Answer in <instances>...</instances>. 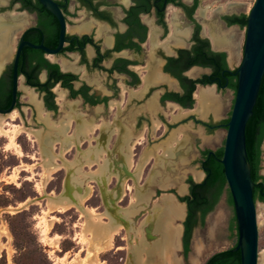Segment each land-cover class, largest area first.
I'll return each instance as SVG.
<instances>
[{"label":"flooded vegetation","instance_id":"1","mask_svg":"<svg viewBox=\"0 0 264 264\" xmlns=\"http://www.w3.org/2000/svg\"><path fill=\"white\" fill-rule=\"evenodd\" d=\"M255 1L247 9V0H0V48H8L0 64V139L19 128L17 139L23 137L30 146L32 140L40 143L37 134L43 133L52 142L49 148L55 142L54 152L61 145L65 154L90 142L89 148L99 151L94 158L111 162L107 174L112 176L137 174L127 163L130 157L142 162L180 159L186 146L203 141L195 123L205 133L227 129ZM206 86L220 94L223 108L217 114L194 111L197 92ZM45 122H54V128ZM207 150L216 151L198 148L205 173ZM62 160L66 176L85 162L79 159L74 168ZM167 169L172 170L171 163ZM186 211L181 252L184 264H190L187 201ZM153 224L149 220L145 226L147 239L156 237Z\"/></svg>","mask_w":264,"mask_h":264},{"label":"rangeland","instance_id":"2","mask_svg":"<svg viewBox=\"0 0 264 264\" xmlns=\"http://www.w3.org/2000/svg\"><path fill=\"white\" fill-rule=\"evenodd\" d=\"M253 2L254 0H247V9ZM194 108L195 110L198 108V102L195 103ZM198 117L202 116L198 114ZM218 118L220 119L221 116L215 117V120L217 121ZM189 122L190 120L187 121V123ZM202 128V124L195 123L194 131L197 136L203 141L206 137L210 138L207 144L200 141L199 144L194 143L186 146L187 154L181 157L183 159L180 158L181 161L180 159L173 161L147 160L144 162L137 180L133 177L126 178L122 197L118 201L121 209L117 212L124 216L132 212L130 218L127 216L129 220L133 221L131 232H128L124 224L120 220L117 221L115 217V221L111 222L112 215L105 205L99 184L93 178H87L88 173H94L98 176L108 175L109 180L106 191L108 194L113 193L115 195L117 176L107 174L108 168L112 167L111 162L106 161L107 158L99 160L100 155L95 161L88 162L85 160L88 159L85 158V153L94 148H89L90 142L84 144L81 150L75 149L67 154L62 152L65 154L62 155L74 168L80 162L79 159L83 158L85 161L79 166L80 171L76 167L74 169L76 170L75 174L71 175V181L74 185L82 183L88 187L83 195L91 190V197L83 202L85 207L93 209L95 213H102L101 218L103 221L111 222L113 226L121 223V229L114 237L113 248L99 251L100 259L106 261L107 264H142V259L146 260L145 264H160L157 259L148 258V255H152L148 253L149 251H142V253L139 251V253L137 248L142 239L146 237L145 226L148 225L149 220H152L155 210L162 207L163 200L166 198L165 195H171L176 200L179 198L182 202H186L183 198L189 192V177L192 176L196 182H202L205 179V173L200 178H196L194 175V171H202L198 148L209 147L217 150L224 145L225 129L210 130L205 133ZM213 138H215L214 142L211 140ZM17 142L20 148L11 145L10 139H0V229L3 224H6L12 235L10 242L6 236L0 235L3 244V249L0 252V264H78L76 261L77 256L88 257L95 250L100 249L98 245L93 243L94 239H90L93 238V232L87 230L86 221L88 216L76 207L66 211L57 209L46 213L48 198L38 199L32 204L26 205L27 207H23L24 205L21 204L28 199L37 198V196L45 194L55 196L60 193L66 179L64 171L67 166L62 158L58 156L56 159L62 163L64 169L54 173L50 182L42 187L45 165L41 144L32 140L29 146L23 137L18 138ZM59 146L60 148L55 152L60 155L62 147ZM27 153L31 157H27ZM93 159L96 158L93 157ZM140 161L135 160L133 162L138 165L142 163ZM169 163L172 164V172L165 170V164ZM260 174L264 176V139L261 144ZM167 176L171 177L172 180L169 182L168 187H163L162 179ZM138 179L140 180L138 181ZM184 187L185 191L182 192ZM260 203L264 202L257 199L259 252L264 251V211L262 213L258 212ZM10 208H19V210L12 212ZM141 210L144 214L137 219L134 218ZM43 216L45 217L43 218ZM51 216H55L57 220L54 221L50 231L47 232V222ZM180 221L178 223L182 224L183 220ZM237 226L234 204L231 201L229 191L225 189L214 209L206 215L205 222L199 223L193 229L188 253L190 264H192V258L197 255V252H199V264H204L213 253L235 246L238 242ZM152 230L156 237L153 239L145 238L149 243L158 241L161 238V234L155 227ZM131 233L133 235L130 238ZM219 233H222V236L218 240L215 236ZM8 244L12 249L11 260L8 254ZM134 245L135 247H133ZM131 252L132 257L130 256ZM179 253L182 257L185 255L181 252V249Z\"/></svg>","mask_w":264,"mask_h":264},{"label":"water","instance_id":"3","mask_svg":"<svg viewBox=\"0 0 264 264\" xmlns=\"http://www.w3.org/2000/svg\"><path fill=\"white\" fill-rule=\"evenodd\" d=\"M43 1L47 2V0ZM239 72L235 102L226 125L221 161L224 165L227 180L226 189L231 194L238 225V242L234 249L241 251V264H259V226L256 199L254 197V181L251 166L248 162L246 128L249 119L254 113V107L264 77V0H256L250 12L244 58ZM14 94L16 96V92ZM127 177H133L137 180V175L133 172L127 175L120 173L117 175L116 194L113 195V193L107 194L108 192L106 191L109 180L108 175L98 176L90 173L87 176V178L96 180L102 190L107 209L126 228L131 222L117 210L121 209L118 201L122 197L123 180ZM87 189L88 187L82 183L74 185L71 181V175H67L63 190L60 193L55 196L45 194L37 196L35 199H45L53 196V198L61 202H70L74 207L81 210L84 208V204L81 203V198L78 194L83 195ZM177 200L185 205V215L182 219L185 220L187 215L186 202H182L179 198ZM34 202L36 201L33 200L30 204ZM143 213L141 210L134 218L137 219ZM147 233L150 234L149 229H147ZM130 256L132 257V253H130Z\"/></svg>","mask_w":264,"mask_h":264},{"label":"bare ground","instance_id":"4","mask_svg":"<svg viewBox=\"0 0 264 264\" xmlns=\"http://www.w3.org/2000/svg\"><path fill=\"white\" fill-rule=\"evenodd\" d=\"M226 10V9H225ZM7 23V22H6ZM8 24V23H7ZM6 28V27H5ZM11 29V28H10ZM9 29V31H10ZM84 29V28H83ZM4 29H1L0 30V41H3V32ZM6 30V29H5ZM176 30V29H175ZM8 31V30H7ZM13 31V29L11 30V32ZM10 32V33H11ZM8 35V33L6 34V36ZM14 36V35H13ZM9 38V36H8ZM8 38L6 40H8ZM13 38V37H12ZM11 40V38H10ZM5 43V42H3ZM2 43V44H3ZM1 44V43H0ZM1 46V45H0ZM8 49V48H6ZM5 48H0V64L2 63V57L4 56L5 54V51H6ZM8 52V51H7ZM231 61V60H230ZM232 64V63H231ZM216 86V85H215ZM204 87V86H203ZM207 87V86H206ZM28 88V87H27ZM57 88V87H56ZM217 89V88H216ZM57 89H55L56 91ZM34 91V90H33ZM62 92V91H61ZM64 93V92H63ZM62 93V94H63ZM66 93V91H65ZM64 93V94H65ZM30 95V93H29ZM220 95V94H219ZM218 94L215 93V89L213 86H209L205 89H201L199 92H197V98H198V101H199V105L196 110H200L201 112H204V111H213L214 113H218V111L220 110V108H223L221 107L222 106V101H221V98L219 97ZM58 96H60V92L58 94ZM35 97V96H34ZM61 98V97H60ZM66 98V97H65ZM38 99V98H37ZM41 99V98H40ZM62 99V98H61ZM64 102V100H63ZM33 103V102H32ZM31 103V104H32ZM34 104V103H33ZM66 104V103H65ZM75 105V104H74ZM35 106V105H34ZM70 107V106H68ZM72 107V106H71ZM77 107V105L75 106ZM43 108V107H42ZM178 108V107H177ZM179 109V108H178ZM66 110V109H65ZM77 110V109H76ZM180 110V109H179ZM194 110V111H196ZM75 111V109H74ZM193 111V110H192ZM66 112V111H65ZM69 112V111H68ZM183 112V111H182ZM181 112V113H182ZM18 113V112H16ZM45 113V112H44ZM84 113V112H83ZM205 113V112H204ZM209 113V112H208ZM221 113V112H219ZM70 114V113H69ZM172 114V112H171ZM18 115V114H17ZM75 115V114H74ZM178 115V114H177ZM204 115H207V114H204ZM2 116V115H1ZM10 116V115H9ZM19 116V115H18ZM82 116V115H81ZM5 117V116H4ZM177 117V116H176ZM2 118V117H1ZM43 118V117H40V119ZM49 118V117H48ZM63 118V117H62ZM80 118V117H79ZM175 118V116H174ZM4 119V118H3ZM11 119H12V116H11ZM69 119V118H67ZM44 120V118L42 119ZM49 120V119H48ZM52 120V119H51ZM50 120V122H51ZM0 121H3V120H0ZM54 121V120H53ZM64 122H66L64 120ZM68 122V120H67ZM89 122V121H88ZM95 122V121H93ZM46 125L48 124L47 122H45ZM54 123V122H53ZM52 123V124H53ZM58 123V122H56ZM51 124V123H50ZM51 124V126H52ZM71 124V123H69ZM58 126L59 124H55V126ZM88 125V124H87ZM92 125H95V124H92ZM91 125V126H92ZM23 126V124H22ZM26 126V125H25ZM47 126H50V125H47ZM50 126V127H51ZM56 126V127H57ZM60 126V125H59ZM85 126V125H84ZM160 126V125H159ZM158 126V127H159ZM2 123H0V133H3L2 131L3 128H2ZM48 127V128H50ZM53 127V126H52ZM55 127V128H56ZM65 127V125H64ZM72 127V126H71ZM31 128V127H30ZM54 128V127H53ZM99 128V126H98ZM28 129V128H27ZM64 129V128H63ZM84 129V128H83ZM12 130V129H11ZM14 130V129H13ZM24 130V129H23ZM33 130V128H32ZM44 130V129H43ZM48 130V129H47ZM65 130V129H64ZM8 131V130H6ZM5 131V132H6ZM10 131V130H9ZM36 131V129L34 130ZM46 131V130H45ZM44 131V132H45ZM50 130H48L49 132ZM52 131V129H51ZM89 131V130H88ZM97 131V130H96ZM20 132V129H16L15 131H12V132H8L9 134V139H10V143L11 145H15L17 148H20V145L19 143L17 142V137H18V134ZM27 132V131H26ZM41 132V131H40ZM43 132V131H42ZM90 132V131H89ZM94 132V131H93ZM92 132V133H93ZM53 133V132H52ZM95 133V132H94ZM28 135L30 134L27 133ZM65 134V133H64ZM142 134V133H141ZM141 134L139 137H141ZM35 135V134H33ZM45 135V134H44ZM48 135V134H47ZM180 135V134H179ZM178 135V136H179ZM43 136V133L41 134H37V138L39 139L41 145H42V149H43V163L45 165V172H44V175H43V180H42V187H45L46 184L48 182H50V179L52 177V175L57 172V170H59L63 165L62 163H60L56 158L59 156L61 157V155L59 154H56L54 152V144L55 142L53 143L52 145V148H49V145H50V138H45L42 137ZM71 136V135H69ZM88 136V135H87ZM36 137V136H35ZM59 137V136H58ZM68 138V137H67ZM81 138V136H80ZM55 139V138H54ZM72 139V138H70ZM76 139V138H75ZM85 139V138H83ZM87 139V138H86ZM64 140V139H63ZM137 140V139H136ZM184 140V139H183ZM214 140V139H213ZM37 141V140H36ZM56 141V140H55ZM66 141V140H65ZM74 141V140H72ZM71 141V142H72ZM178 141V140H177ZM210 141V140H209ZM208 141V142H209ZM60 142V141H59ZM69 142V143H71ZM131 142V141H130ZM136 142V141H135ZM175 142V141H174ZM78 143V142H77ZM81 143V142H79ZM78 143V144H79ZM132 143V142H131ZM181 143V142H180ZM52 144V142H51ZM65 142L63 141V146H64ZM75 144V143H74ZM178 145V144H177ZM73 146V145H72ZM75 146V145H74ZM80 146V145H79ZM97 147V146H96ZM96 147L92 148V149H89V151L87 153H85V158H88V159H85L87 160L88 162H92V161H95L97 160L96 159H93V157H95L94 155H91V154H95V153H98L99 151H96ZM106 147V146H105ZM173 147V146H172ZM180 147V146H179ZM78 148V146H77ZM103 148V147H102ZM130 148V146L128 147V149ZM176 148V147H174ZM106 149V148H105ZM133 149V148H132ZM104 150V149H103ZM120 150V149H119ZM67 151V150H66ZM65 151V147L62 149L61 151V154H64L62 152H66ZM108 151V150H107ZM171 151V150H170ZM173 151V150H172ZM177 151V150H176ZM104 152V151H103ZM109 152V151H108ZM175 152V151H174ZM173 152V154H174ZM169 154V153H168ZM171 154V153H170ZM171 154V155H173ZM185 154V153H184ZM65 155V154H64ZM124 155V154H123ZM131 155V154H130ZM166 156V155H165ZM175 156V155H173ZM125 157V156H124ZM150 158V156H148ZM62 159H65L63 157H61ZM92 158V159H91ZM168 158V157H167ZM111 159V158H110ZM124 159V158H123ZM183 159V158H181ZM180 159V161H181ZM108 159H106L107 161ZM148 160V159H146ZM144 160V162L146 161ZM125 162V160H124ZM141 162V161H140ZM144 162H142L144 164ZM127 163L129 164L130 168H135L136 167V170H137V177L138 175H140L141 171H142V168H143V164L140 163V164H136L133 162V159L130 157L129 160L127 161ZM127 164V165H128ZM118 167V166H117ZM127 167V166H126ZM171 167V166H170ZM128 168V169H130ZM170 169V168H169ZM121 170V168L119 169ZM168 170V169H167ZM130 171V170H129ZM171 171V170H170ZM133 172H135L133 170ZM172 172V171H171ZM122 173V172H121ZM203 171H194V175L196 176V178H200L202 175H203ZM168 175V174H167ZM170 175V174H169ZM182 175V174H181ZM173 176V175H172ZM141 177V176H140ZM179 177V176H178ZM130 178V177H129ZM128 179V177H127ZM133 180V179H132ZM140 179H138L139 181ZM172 180L171 177L167 176L166 178L163 177L162 179V186L163 187H168L170 185V181ZM179 180V179H178ZM126 181V178H124L123 180V187H124V183ZM180 182V181H179ZM183 182V181H182ZM138 183V182H137ZM115 191V190H114ZM185 191V187L184 189H182V192ZM76 192V190H75ZM116 193V192H115ZM108 194V193H107ZM110 194V193H109ZM79 197L81 198V203L83 204L84 200L91 197V190H89V192H87L85 195H80L79 194ZM165 199L163 200V204H162V207L156 209L153 214V218L152 220H154V226H155V229L161 234V238L155 243H149V241L147 242L145 240V238L142 239V242H140L137 250L138 252L140 251H149L148 253L152 254V256H156L157 258V261L160 263V264H183L184 263V259L183 257L181 256V254L179 253L180 252V249H181V236H182V231H183V225L178 223L180 220L182 221V219L184 218V215H185V205L181 202H179L178 200L174 199L173 196H167L165 195ZM49 202H48V210L46 211V213H48L49 211L51 210H61V211H66L72 207H74L70 202H61L59 200H57L56 198H53V196L49 197ZM33 200H37L35 198L33 199H28L26 202L24 203H21L22 205H24L23 207H26V205L30 204V202H32ZM161 201V200H160ZM162 202V201H161ZM160 202V204H161ZM12 210V212L18 210L19 208H10ZM80 210V209H79ZM264 211V203H260L259 205V209H258V212L259 213H262ZM81 212H83L84 214H86V216H88V219H87V225H88V229L87 230H90L91 232H93V238L91 237L90 239L93 240V243L95 245H98V247L100 248L99 250H95L93 252L92 255L88 256V257H83V256H77L76 257V261L78 264H107L106 261H104L103 259H100L99 257V251H102V249H112L113 248V245H114V237L115 235L117 234V232L121 229V223H118L116 224V226H113V224L111 223L113 220H114V217L111 216V222H105L103 221V219L101 218L102 217V213L101 214H98V213H95L93 211V209L91 208H87L85 207L84 205V208L81 209ZM109 214V213H108ZM132 215V212H129L127 214V216L130 218ZM126 216V217H127ZM45 216H43L44 218ZM96 217V218H95ZM152 217V215H151ZM57 220V218L55 216H51V218L48 219V226H47V232L50 231L54 221ZM115 221V220H114ZM118 221V220H117ZM180 221V222H181ZM131 222V221H130ZM132 223V222H131ZM129 224L127 230L128 232H131L132 230V224ZM123 227V225H122ZM143 227V225H142ZM136 229V228H135ZM134 230V229H133ZM137 231V230H136ZM153 232V230H152ZM156 232V231H155ZM0 235H3V236H6L8 238V241L10 242V240L12 239V235H11V232L9 230V228L7 227L6 224H3L1 226V229H0ZM139 235V234H138ZM159 235V234H158ZM222 236V233H219V235L215 236L217 237V239L219 240ZM157 240V239H156ZM152 241V240H151ZM150 241V242H151ZM152 245V248H150L149 246ZM5 246V245H4ZM8 247V254H9V259L11 258L12 256V249L11 247L9 246V244L7 245ZM3 249V244L0 240V252L1 250ZM139 252V253H140ZM180 254V256H179ZM199 252H197V255L195 257L192 258V264H199L200 263V260H199V256H198ZM141 255V254H140ZM149 256V255H148ZM154 256V257H155ZM143 257V255H142ZM146 258V257H145ZM161 259V260H160ZM11 260V259H10ZM146 260L142 259V264H145ZM259 264H264V251H261L260 252V255H259Z\"/></svg>","mask_w":264,"mask_h":264},{"label":"trees","instance_id":"5","mask_svg":"<svg viewBox=\"0 0 264 264\" xmlns=\"http://www.w3.org/2000/svg\"><path fill=\"white\" fill-rule=\"evenodd\" d=\"M264 139V77L262 79L254 113L248 121L246 128V141L248 162L251 166L254 181V197L264 202V176L260 174L261 144ZM203 161L206 177L202 182L191 181L190 194L183 199L188 202L189 213L186 221L185 248H189V240L197 221L205 220L218 203L222 193L226 189L227 180L223 157V147L212 152H205ZM230 194V192H229ZM231 201L232 197L230 194ZM238 228V226H237ZM235 246L213 253L204 264H241V251L235 250Z\"/></svg>","mask_w":264,"mask_h":264}]
</instances>
